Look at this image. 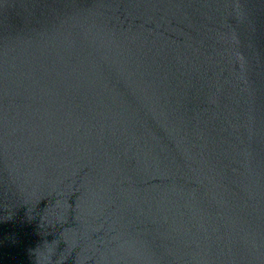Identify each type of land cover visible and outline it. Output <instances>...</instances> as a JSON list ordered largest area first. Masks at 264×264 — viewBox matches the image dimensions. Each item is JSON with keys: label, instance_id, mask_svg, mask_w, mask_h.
I'll use <instances>...</instances> for the list:
<instances>
[{"label": "water", "instance_id": "water-1", "mask_svg": "<svg viewBox=\"0 0 264 264\" xmlns=\"http://www.w3.org/2000/svg\"><path fill=\"white\" fill-rule=\"evenodd\" d=\"M0 264H264V0H0Z\"/></svg>", "mask_w": 264, "mask_h": 264}]
</instances>
